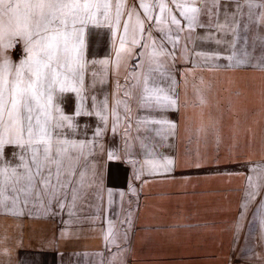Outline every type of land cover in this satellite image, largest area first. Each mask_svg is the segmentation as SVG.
I'll list each match as a JSON object with an SVG mask.
<instances>
[{"label":"crops","instance_id":"obj_1","mask_svg":"<svg viewBox=\"0 0 264 264\" xmlns=\"http://www.w3.org/2000/svg\"><path fill=\"white\" fill-rule=\"evenodd\" d=\"M220 2L223 11L224 0ZM138 3L127 0L130 6ZM106 29L90 27L85 35V110H92V96L97 102L106 96L110 109L117 99L124 100L123 87L117 95V81L123 86L140 61L134 54L117 76L119 41L109 29L106 35ZM251 31L253 41L262 34L259 27L251 30L250 26L242 27L240 34L245 32V40L251 41ZM206 35L205 29L197 28L186 59L170 64L160 81L167 89L168 77H175L178 110L138 108L130 100L127 149L126 125L113 134L110 117L108 130L98 141L103 149L89 157L95 179L77 205L81 216L61 220L40 208L17 215L0 207V264H231L249 178L264 170V67L256 66L257 62L229 67L228 46L203 39ZM215 35L222 38L220 33ZM153 36L159 40L161 33ZM237 49L236 55L241 54ZM142 51L135 49V53ZM194 51L217 52L220 58L205 61ZM253 51L247 57H260L258 46ZM198 91L206 100L203 105ZM69 97L80 103L75 94ZM123 108L121 104V116ZM138 118L175 122V136L163 140L156 135L161 126L152 123L137 132ZM80 120L81 125H89L90 138L99 119L81 116ZM108 152L116 155L109 159ZM165 158L173 160L171 171L153 172L146 163H163ZM109 221L115 243L105 240Z\"/></svg>","mask_w":264,"mask_h":264},{"label":"snow or ice","instance_id":"obj_2","mask_svg":"<svg viewBox=\"0 0 264 264\" xmlns=\"http://www.w3.org/2000/svg\"><path fill=\"white\" fill-rule=\"evenodd\" d=\"M229 4L233 5L231 10ZM249 26L260 28L262 34L257 39L264 48V0H224L223 11L220 0H139L138 6H129L127 0H0V207L22 215V211H17L19 205L39 202L46 203L49 209L53 204L61 210L67 206L69 215H73L71 209L87 197L93 185L95 172L88 167V161L98 148L103 149L98 141L107 132L110 117L113 134L126 125L123 130L127 149L130 100H135L138 108L178 110L175 77H168L167 89L160 81L170 64L186 59L195 30L205 29L207 35L203 39L227 45L231 54L225 59L229 67H236L249 62L247 52L245 59L236 55L241 28ZM90 27L107 28L114 40L118 38L117 76L134 54L140 57L125 77V84L121 86L117 81V95L123 87L124 100L117 99L111 109L106 96L99 102L92 96V110L84 109L85 35ZM153 32L161 33L159 40ZM216 33L222 38H217ZM229 35L231 40L226 39ZM18 44L22 58L14 63L8 50ZM136 48L143 51L135 53ZM194 55L205 61L220 58L217 52L194 51ZM256 66L264 67V56ZM66 94H75L80 101L73 115L66 114L61 106L68 103ZM197 99L201 105L206 103L199 91ZM81 116H95L100 121L90 138L89 125L76 122ZM148 123L161 126L156 135L163 140L175 136L176 123L163 118H138L137 132ZM78 133L84 138H69ZM141 146L148 148L147 144ZM6 147L14 149L11 156L18 164L5 160ZM107 155L111 159L116 153ZM146 163L153 172H168L173 160ZM262 188L264 185L253 184L250 177L247 200L254 201L262 194ZM247 207L246 204L241 211V220ZM126 222L131 225L130 220ZM105 240L116 242L111 221Z\"/></svg>","mask_w":264,"mask_h":264},{"label":"rangeland","instance_id":"obj_3","mask_svg":"<svg viewBox=\"0 0 264 264\" xmlns=\"http://www.w3.org/2000/svg\"><path fill=\"white\" fill-rule=\"evenodd\" d=\"M250 29L253 30L251 26ZM108 33L109 32L106 29V35ZM254 34L255 33L251 31V41H246V33L242 32V35L240 34V41L237 44V47L239 48L237 50L241 52V54L237 55V57L240 59H245V53H243L244 51L247 52V54H249V52L252 54V51L256 50L257 46L259 47L260 57L257 58L249 55L246 57V59L249 61L248 63L259 62L261 57L264 56V48H262L261 42L257 39L258 34L256 40H252ZM245 47H250V50H243ZM8 55L14 63H18L22 58L21 46L18 44L15 48L9 49ZM66 95L69 97L70 94ZM68 102L69 103L62 104L61 106L66 114L73 115L75 107L79 106L80 103H73L70 97ZM76 122L81 124L80 117L77 118ZM69 138L81 139V136L80 133H78L75 137H72L70 134ZM12 151H14L12 147H6L4 151V158L5 160H10L13 165H16L19 163V161L11 156ZM251 179L252 183L257 186L264 185V170L260 169L259 172L251 176ZM261 192L262 194L257 196L254 201L249 202L247 197L244 199L242 210L245 208L246 204L248 207L247 210L244 211L243 220L239 218L237 244L235 246L231 264H264V188L261 189ZM8 195L10 196L11 193H8ZM77 205L80 204L78 203ZM39 208L41 212L59 217L61 220L73 219L81 216L82 214V210L78 206H76L74 209H71L74 214L70 216L69 208H67V206L61 210L58 209L55 204H53L49 209L46 203L41 205L39 202H33L27 206L19 205L17 211L35 213L40 211Z\"/></svg>","mask_w":264,"mask_h":264},{"label":"bare ground","instance_id":"obj_4","mask_svg":"<svg viewBox=\"0 0 264 264\" xmlns=\"http://www.w3.org/2000/svg\"><path fill=\"white\" fill-rule=\"evenodd\" d=\"M96 65H98V63ZM94 68H96V67H94Z\"/></svg>","mask_w":264,"mask_h":264}]
</instances>
